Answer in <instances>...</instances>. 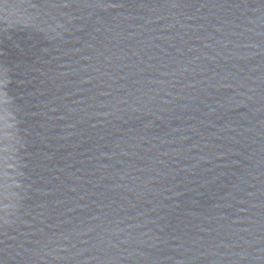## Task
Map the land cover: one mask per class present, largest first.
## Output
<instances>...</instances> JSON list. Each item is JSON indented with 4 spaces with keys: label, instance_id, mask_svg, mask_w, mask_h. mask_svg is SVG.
I'll return each instance as SVG.
<instances>
[{
    "label": "water",
    "instance_id": "water-1",
    "mask_svg": "<svg viewBox=\"0 0 264 264\" xmlns=\"http://www.w3.org/2000/svg\"><path fill=\"white\" fill-rule=\"evenodd\" d=\"M263 240L264 0H0V264Z\"/></svg>",
    "mask_w": 264,
    "mask_h": 264
}]
</instances>
